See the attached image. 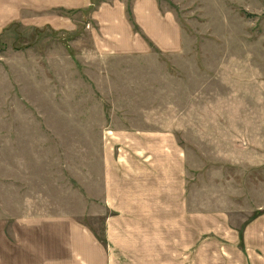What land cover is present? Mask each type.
<instances>
[{
  "label": "rangeland",
  "instance_id": "1",
  "mask_svg": "<svg viewBox=\"0 0 264 264\" xmlns=\"http://www.w3.org/2000/svg\"><path fill=\"white\" fill-rule=\"evenodd\" d=\"M112 1L56 8L67 29L0 20V235L27 240L30 224L53 218L100 240V143L123 127L173 129L199 203L239 222L264 214V0H155L181 35L170 51L145 38L134 0H120L144 54L100 52L93 15Z\"/></svg>",
  "mask_w": 264,
  "mask_h": 264
},
{
  "label": "crops",
  "instance_id": "2",
  "mask_svg": "<svg viewBox=\"0 0 264 264\" xmlns=\"http://www.w3.org/2000/svg\"><path fill=\"white\" fill-rule=\"evenodd\" d=\"M88 3L0 0V20L27 14L36 27L67 29L69 17L58 16L55 9ZM132 10L146 39L162 50L179 47L178 26L161 16L155 0H134ZM125 16L120 0L94 12L98 29L92 34L100 52H149ZM109 132L114 140L108 136L100 143V202L105 212L101 239L76 221L51 218L43 227L36 220L27 240L14 231L11 241L1 232L0 264H264V214L239 222L213 199L199 203L200 192L191 182L196 168L173 129L123 127ZM2 186L5 189V183ZM32 233L45 243L33 240Z\"/></svg>",
  "mask_w": 264,
  "mask_h": 264
}]
</instances>
